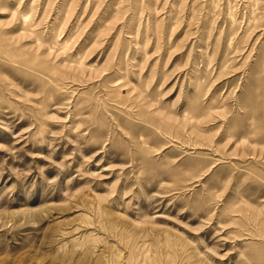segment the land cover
<instances>
[{
	"label": "rangeland",
	"instance_id": "obj_1",
	"mask_svg": "<svg viewBox=\"0 0 264 264\" xmlns=\"http://www.w3.org/2000/svg\"><path fill=\"white\" fill-rule=\"evenodd\" d=\"M0 264H264V0H0Z\"/></svg>",
	"mask_w": 264,
	"mask_h": 264
}]
</instances>
